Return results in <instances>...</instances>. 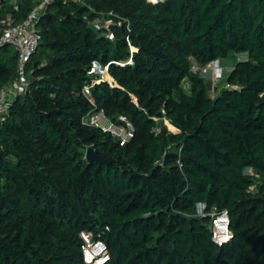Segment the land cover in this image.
Wrapping results in <instances>:
<instances>
[{
	"label": "trees",
	"instance_id": "1",
	"mask_svg": "<svg viewBox=\"0 0 264 264\" xmlns=\"http://www.w3.org/2000/svg\"><path fill=\"white\" fill-rule=\"evenodd\" d=\"M41 2L0 0V18ZM36 26L28 90L0 125V264H86L83 231L107 264H264V0H50ZM10 46L0 91L19 75ZM231 53L212 94L193 65ZM98 110L133 138L85 124Z\"/></svg>",
	"mask_w": 264,
	"mask_h": 264
},
{
	"label": "built area",
	"instance_id": "2",
	"mask_svg": "<svg viewBox=\"0 0 264 264\" xmlns=\"http://www.w3.org/2000/svg\"><path fill=\"white\" fill-rule=\"evenodd\" d=\"M50 0H42L35 6L29 16L22 22L15 23L11 16L0 19V48L4 45H12L18 51L19 75L16 80L12 81L6 88L0 91V125H3L7 119L12 101L17 95L25 94L28 90L27 65L31 61V57L36 52L41 42V34L39 33L36 21L39 14L44 10L45 5ZM220 61H214L206 66L193 65L194 71L207 73L209 69L217 70ZM91 74L99 75L95 82L103 80V75L108 72V66L100 67L97 63L92 66ZM94 82V83H95ZM93 83V84H94ZM85 94L90 98V86L84 89ZM85 124L98 127L104 132L111 133L120 139V144H126L134 136L135 128L131 122L126 125H117L105 114L103 110H98L88 114ZM160 129H157L159 132ZM204 206H200V210H204ZM214 240L223 245L233 238L230 229V217L228 211L213 214ZM81 237L84 241L83 256L86 264H107L111 258L107 244L96 239L90 231H83Z\"/></svg>",
	"mask_w": 264,
	"mask_h": 264
},
{
	"label": "rangeland",
	"instance_id": "3",
	"mask_svg": "<svg viewBox=\"0 0 264 264\" xmlns=\"http://www.w3.org/2000/svg\"><path fill=\"white\" fill-rule=\"evenodd\" d=\"M91 9V12L93 13H96L97 10L94 9V8H90ZM104 16V17H103ZM110 17H115V15H113L111 12L109 13H105L102 15V18L103 20L105 21H109L111 20ZM6 18V17H5ZM0 19H3V18H0ZM94 19H97V17H94ZM102 20V21H103ZM6 55H10L12 53L15 52V48L14 46H10L9 49L6 51ZM243 56V54H237V53H231V55L229 56V58L227 60H223L220 62L219 64V67L216 68L218 69V72L217 70H214V69H209L207 73L203 74L206 76V79L208 81V83H210V91L212 94H216L218 93L223 87H226L227 86V82H226V77H227V74L228 72L234 67L236 61L238 60V58H241ZM109 75V72H107L105 75H103V80H107L109 81L110 83L113 82L112 79H110L108 77ZM108 78V79H107ZM186 86H188V83L186 84ZM123 120H125V118H122ZM117 124V123H115ZM165 124L172 130V131H176L171 125L170 123L165 120ZM117 125H124V124H117ZM90 155L92 156L93 159H96L98 160L99 157L97 155H93L90 153H88V158L90 159Z\"/></svg>",
	"mask_w": 264,
	"mask_h": 264
},
{
	"label": "water",
	"instance_id": "4",
	"mask_svg": "<svg viewBox=\"0 0 264 264\" xmlns=\"http://www.w3.org/2000/svg\"><path fill=\"white\" fill-rule=\"evenodd\" d=\"M90 153L93 154V155L95 154V155H97V156L99 157V155H98L97 153H95V152H92V151H91ZM90 159H93L91 155H90ZM100 159H101V158L99 157L98 160H100Z\"/></svg>",
	"mask_w": 264,
	"mask_h": 264
},
{
	"label": "crops",
	"instance_id": "5",
	"mask_svg": "<svg viewBox=\"0 0 264 264\" xmlns=\"http://www.w3.org/2000/svg\"><path fill=\"white\" fill-rule=\"evenodd\" d=\"M109 76H110V74H109ZM113 80V79H112ZM111 83H113V82H111Z\"/></svg>",
	"mask_w": 264,
	"mask_h": 264
},
{
	"label": "clouds",
	"instance_id": "6",
	"mask_svg": "<svg viewBox=\"0 0 264 264\" xmlns=\"http://www.w3.org/2000/svg\"><path fill=\"white\" fill-rule=\"evenodd\" d=\"M154 2H155V0H154Z\"/></svg>",
	"mask_w": 264,
	"mask_h": 264
}]
</instances>
